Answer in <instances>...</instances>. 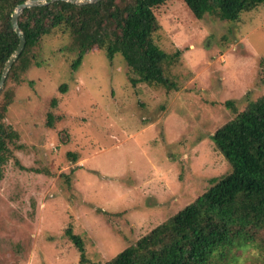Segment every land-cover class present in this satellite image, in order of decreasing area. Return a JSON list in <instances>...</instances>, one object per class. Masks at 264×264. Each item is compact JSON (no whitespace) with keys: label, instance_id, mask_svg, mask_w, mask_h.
<instances>
[{"label":"rangeland","instance_id":"rangeland-1","mask_svg":"<svg viewBox=\"0 0 264 264\" xmlns=\"http://www.w3.org/2000/svg\"><path fill=\"white\" fill-rule=\"evenodd\" d=\"M258 1L232 22L197 19L183 0L154 6L161 27L153 42L165 56L167 87L143 81L103 48L92 45L79 57L61 26L43 37L45 53L18 83L6 81L10 67L0 92L12 99L0 119L19 139L8 142L0 173V264H80L62 235L69 221L93 242L88 256L108 261L228 170L211 138L233 108L264 94ZM47 107L60 133L30 126L45 121ZM255 254L237 249L236 263Z\"/></svg>","mask_w":264,"mask_h":264},{"label":"trees","instance_id":"trees-1","mask_svg":"<svg viewBox=\"0 0 264 264\" xmlns=\"http://www.w3.org/2000/svg\"><path fill=\"white\" fill-rule=\"evenodd\" d=\"M22 1L0 0V68L18 43L10 25V15L15 5ZM164 1L100 0L75 5L59 0L25 8L18 18L25 46L6 81L18 83L26 76L27 69L45 53L43 37L61 26L78 48L79 57L94 45L103 48L109 58L120 54L129 67L139 72L143 81L164 85L167 75L160 64L165 56L157 52L153 42L154 33L161 27L153 7ZM183 1L197 19L211 14L218 20L230 22L236 21L245 7L259 2ZM49 50L51 53L52 49ZM56 53L54 50L52 54L56 56ZM78 64L79 59L72 62L71 67ZM176 89L174 86L173 90ZM6 94L0 92L3 113L12 99ZM225 105L233 108L230 100H226ZM43 109L34 110L33 116L39 117ZM46 111L48 107L43 112L47 116L45 121L42 119L34 125L33 119L30 126H38L36 129H43L45 133H60L56 130L53 114ZM233 112L234 117L216 129L211 138L225 158L228 170L219 177L210 178L208 188L167 220L125 245L110 260H92L87 252V244L92 241L69 221L62 228V235L71 243L80 264H238L235 250L246 247L255 250L256 254L248 257L245 264H264V94L240 111L233 108ZM8 128L10 125H4L0 119V173L8 159L7 154H11L12 147H8V142L16 144L15 139H19ZM20 139L23 140L21 136ZM65 179L68 183V174ZM253 256L256 261L251 260Z\"/></svg>","mask_w":264,"mask_h":264},{"label":"water","instance_id":"water-1","mask_svg":"<svg viewBox=\"0 0 264 264\" xmlns=\"http://www.w3.org/2000/svg\"><path fill=\"white\" fill-rule=\"evenodd\" d=\"M55 1H59V0H24L21 3L16 4L15 7L13 8V11L10 15V25L18 38V43L14 48V50L9 54V56L3 63V67L0 72V90L4 84V81L7 77L10 67L17 59V57L21 54L25 46V36L18 24L19 15L22 13V11L25 8L34 7V6H43ZM60 1L68 2L75 5H88L99 2L100 0H60Z\"/></svg>","mask_w":264,"mask_h":264}]
</instances>
